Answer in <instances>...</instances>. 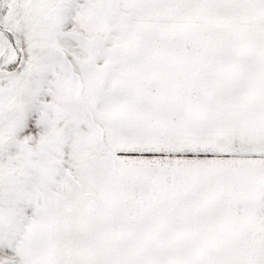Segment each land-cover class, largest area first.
<instances>
[{
	"label": "snow or ice",
	"instance_id": "snow-or-ice-1",
	"mask_svg": "<svg viewBox=\"0 0 264 264\" xmlns=\"http://www.w3.org/2000/svg\"><path fill=\"white\" fill-rule=\"evenodd\" d=\"M0 264H264V0H0Z\"/></svg>",
	"mask_w": 264,
	"mask_h": 264
}]
</instances>
